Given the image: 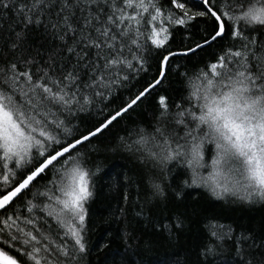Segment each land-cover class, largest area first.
I'll return each instance as SVG.
<instances>
[{
  "label": "snow or ice",
  "instance_id": "6c2138e0",
  "mask_svg": "<svg viewBox=\"0 0 264 264\" xmlns=\"http://www.w3.org/2000/svg\"><path fill=\"white\" fill-rule=\"evenodd\" d=\"M180 59L198 65L180 73V99L158 95L151 126L120 137L151 172L146 204L166 201V188L264 203V0H0V264H90L95 140ZM183 224L154 228L171 238ZM209 237L205 259L225 240L243 257L251 240L218 222ZM131 249L105 264H139Z\"/></svg>",
  "mask_w": 264,
  "mask_h": 264
},
{
  "label": "trees",
  "instance_id": "16d2710c",
  "mask_svg": "<svg viewBox=\"0 0 264 264\" xmlns=\"http://www.w3.org/2000/svg\"><path fill=\"white\" fill-rule=\"evenodd\" d=\"M181 38L180 35L174 37L173 47H179ZM208 52L200 58V65L205 58H211ZM179 63L181 67L157 93L95 140L98 151L90 154V165L99 171L93 178L94 198L87 205L88 237L92 248L88 258L90 264H105L108 257L117 251L122 253L128 245L132 246L130 254L135 251L139 264H245L247 261L264 264V203L249 205L232 198L218 199L203 188H185L177 198L166 188V201L146 204V180L151 172L120 145V137H127L137 127H150L155 121L158 95L180 99L183 93L180 73L193 70L198 65L183 59ZM126 95L127 91H122L119 97L114 98L113 106L120 107V97ZM183 178L179 169H173L174 186H178ZM140 205H145L143 217L136 214ZM176 216L182 217L184 224L171 238L154 228L156 224L171 223ZM217 222L230 225L236 233L251 235V240L243 245V257L237 254V245L230 240L217 245L214 256L205 259L201 255V250L210 242L209 226ZM125 234L129 235L126 237ZM212 242L215 243L214 238Z\"/></svg>",
  "mask_w": 264,
  "mask_h": 264
}]
</instances>
